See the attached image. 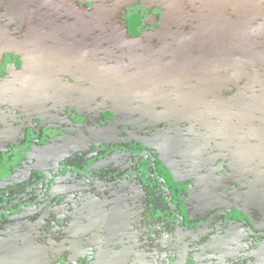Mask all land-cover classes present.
I'll return each instance as SVG.
<instances>
[{
	"label": "flooded vegetation",
	"instance_id": "1",
	"mask_svg": "<svg viewBox=\"0 0 264 264\" xmlns=\"http://www.w3.org/2000/svg\"><path fill=\"white\" fill-rule=\"evenodd\" d=\"M122 1L97 3L134 18L131 50L93 38L92 0H0V264H264L263 61L198 65L179 94L164 8ZM156 80L152 104L129 92Z\"/></svg>",
	"mask_w": 264,
	"mask_h": 264
},
{
	"label": "water",
	"instance_id": "2",
	"mask_svg": "<svg viewBox=\"0 0 264 264\" xmlns=\"http://www.w3.org/2000/svg\"><path fill=\"white\" fill-rule=\"evenodd\" d=\"M92 1L96 3L97 12L93 13V18L104 23V16L107 15L108 17V21L105 23L107 31L103 35L108 39L107 43L110 46L113 45L114 49H116V45H119L122 49L131 50L129 47L131 44L125 43L123 45L122 42L125 35L128 34V26L133 24L134 18L126 19V26L124 24L120 27L119 22L114 21L116 20L114 15L119 12L115 9L117 4L107 6L97 3V1L102 2V0ZM152 2L164 8L166 14L160 23H156L159 29L152 34L153 37L157 39L167 38L166 35L170 34L177 35L179 39L184 35L179 46L186 45V42H189L190 45L188 48L184 46L180 50L182 52L176 54L173 67L169 71L167 70L165 74H157V78L178 76L181 73L179 65L182 61L190 62L187 73L191 83L193 81L191 72L201 64H210L216 75V68L218 67L220 70H225L236 67L242 62L249 63L250 61L255 65L258 63L256 62L257 59L264 63V56L259 53L260 47L257 45L261 43L260 38H264V0H124L120 2L118 7L124 11L128 6L138 4L143 7ZM186 2H189V9ZM109 22L111 24L108 25ZM219 30H221L220 36H215ZM132 44L134 46L135 41ZM125 58L126 60L131 59L130 55L127 54L121 57L122 60ZM246 58H251V60ZM215 75L211 76L214 77ZM120 78V82H122L123 75ZM158 80H156L157 84L154 88L131 84L128 86L129 92L138 101L147 105L152 104L153 101H149L147 98L151 97L152 100H158L161 97ZM185 81L186 79L182 78L177 82L180 84L177 93L181 94V83L185 85ZM3 252L6 253L5 250ZM3 252L0 251V254Z\"/></svg>",
	"mask_w": 264,
	"mask_h": 264
},
{
	"label": "rangeland",
	"instance_id": "3",
	"mask_svg": "<svg viewBox=\"0 0 264 264\" xmlns=\"http://www.w3.org/2000/svg\"><path fill=\"white\" fill-rule=\"evenodd\" d=\"M96 3L94 4V6L92 7V10H94V13H97L96 12ZM94 20V19H93ZM96 21V20H95ZM94 21V22H95ZM104 26H105V23H102ZM93 38L97 41V42H100L101 44H103V45H107V41H108V39H106L104 36H100V35H98L97 33H94L93 35ZM163 67H164V69H165V65H162ZM138 76H141V75H138ZM135 81H137V82H145L143 79H141V78H137V80H135ZM185 83L188 85V84H190L191 83V80H186L185 81ZM209 83V82H208ZM212 83L213 84H216V86L218 85V86H220V88H224L225 87V85H226V82H220V80H219V82L217 83L215 80H212ZM5 85H6V83H5ZM210 85V87H211V84H209ZM7 86V85H6ZM109 92V91H108ZM211 95V94H210ZM193 100H198V97L196 96L195 98H193V99H191V101H193ZM200 102H202V100L200 101ZM204 102L205 103H207L208 104V106H209V108H210V110H212V111H217L218 109L220 110V113H222V111H228L229 109H233L234 110V112H235V114H236V116L237 115H242L243 113H245V114H249V113H252L250 110H249V107H247V106H243V104L242 103H240V102H238V101H236V100H232V101H230V102H228V101H225V100H223V99H221V101H219V100H207V99H205L204 100ZM123 103V105H121ZM128 102H126V98L124 99V101L123 102H120V107L122 106V107H124V105H126ZM238 117V116H237ZM229 117H226V121L228 120V124H229V119H228ZM169 133H170V131L169 132H167L166 134H159V136L161 137L162 136V139H163V141H167V138L166 137H170V135H169ZM171 140V139H170ZM159 141V140H158ZM206 141V140H205ZM205 177L206 176H203V177H199V178H196V179H194L193 181H194V184H195V188H203L204 187V185H203V183H204V179H205ZM175 181V180H174ZM190 181H192V178L190 179Z\"/></svg>",
	"mask_w": 264,
	"mask_h": 264
},
{
	"label": "crops",
	"instance_id": "4",
	"mask_svg": "<svg viewBox=\"0 0 264 264\" xmlns=\"http://www.w3.org/2000/svg\"><path fill=\"white\" fill-rule=\"evenodd\" d=\"M223 21H224V18H223ZM223 21H221V22L223 23ZM219 32H221V30H219L218 33ZM218 33L215 36H218V35L220 36V33L219 34ZM204 36H206V35H204ZM166 37L167 38H165V37L159 38L160 41H161V49H160V52L159 53H162V54L164 53L163 55H166V50L169 49V48L171 49L172 47H173L174 50H181V49H183L182 46L181 47L179 46V43H181L183 41L184 35L181 36V38H179V39H178V36L177 35H170V34H168V35H166ZM169 38L172 39L171 40L172 42H170V43L168 42V39ZM124 44H125V42L123 43V45ZM154 45L158 46L155 42H154ZM207 46H209V45H207ZM188 47H190L189 42H186L185 48H188ZM163 55H162L161 59L164 57ZM151 59H153V58H151ZM119 65L122 66V63H119Z\"/></svg>",
	"mask_w": 264,
	"mask_h": 264
}]
</instances>
